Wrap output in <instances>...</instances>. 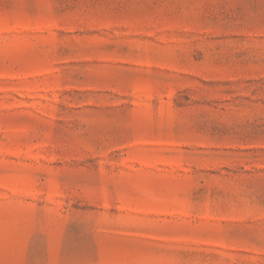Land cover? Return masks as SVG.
Listing matches in <instances>:
<instances>
[{
	"label": "rangeland",
	"instance_id": "1",
	"mask_svg": "<svg viewBox=\"0 0 264 264\" xmlns=\"http://www.w3.org/2000/svg\"><path fill=\"white\" fill-rule=\"evenodd\" d=\"M0 264H264V0H0Z\"/></svg>",
	"mask_w": 264,
	"mask_h": 264
}]
</instances>
